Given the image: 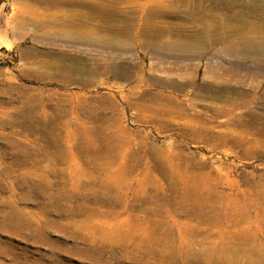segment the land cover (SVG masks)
I'll list each match as a JSON object with an SVG mask.
<instances>
[{"label": "rangeland", "instance_id": "rangeland-1", "mask_svg": "<svg viewBox=\"0 0 264 264\" xmlns=\"http://www.w3.org/2000/svg\"><path fill=\"white\" fill-rule=\"evenodd\" d=\"M0 264H264V0H0Z\"/></svg>", "mask_w": 264, "mask_h": 264}, {"label": "bare ground", "instance_id": "bare-ground-1", "mask_svg": "<svg viewBox=\"0 0 264 264\" xmlns=\"http://www.w3.org/2000/svg\"><path fill=\"white\" fill-rule=\"evenodd\" d=\"M62 1V0H61ZM55 2V1H54ZM71 2H73V1H71ZM76 3V2H75ZM240 11V10H239ZM89 11H87V13H88ZM122 12V11H121ZM195 12V11H194ZM75 14V13H74ZM78 15V14H77ZM77 15H75L76 16V18H77ZM80 15V14H79ZM95 15V14H94ZM70 16H74V15H70ZM70 16L68 15V17L70 18ZM65 18H67V17H65ZM145 19V18H144ZM70 19H68V21H69ZM217 26V25H216ZM215 26V28L217 29V27ZM234 26V25H233ZM235 27V26H234ZM239 28V27H238ZM242 29H244V28H242ZM66 30V29H65ZM214 31H217V30H214ZM234 31V30H233ZM50 33V32H49ZM40 34V33H39ZM59 34V33H58ZM57 34V35H58ZM61 35V34H60ZM47 37L49 36V34H47L46 35ZM51 36V35H50ZM54 35H52V37H53ZM143 37V36H142ZM49 38V37H48ZM55 38V37H54ZM63 38V37H62ZM113 38V37H112ZM214 38V37H213ZM56 39V38H55ZM64 39V38H63ZM94 39V38H93ZM99 39V38H98ZM81 41V40H80ZM240 42V41H239ZM196 43V42H195ZM198 43H200V42H198ZM183 45V44H182ZM180 52H182V53H184V55L185 54H187V55H190V54H193V55H197V54H199L198 53V51L195 49V44H188V45H185L184 47H183V49H181V51ZM181 53V54H182ZM234 53V52H233ZM241 63L239 64L240 66H242L243 68H246V67H248V66H250V64H248L247 62H242V61H240ZM49 68V67H48ZM247 70H249V68L247 69ZM44 71H46V69L44 70ZM41 72H39V74H40ZM43 74V73H42ZM207 87V86H206ZM209 87V86H208ZM204 88V87H203ZM210 88V87H209ZM206 90V89H205ZM208 92H209V94L210 95H212L211 94V92L213 93V90H209L208 89ZM186 115V114H185ZM116 176H117V174H116Z\"/></svg>", "mask_w": 264, "mask_h": 264}]
</instances>
